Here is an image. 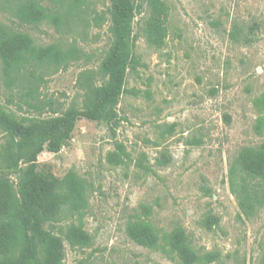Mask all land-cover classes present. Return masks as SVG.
Returning a JSON list of instances; mask_svg holds the SVG:
<instances>
[{"label": "rangeland", "instance_id": "1", "mask_svg": "<svg viewBox=\"0 0 264 264\" xmlns=\"http://www.w3.org/2000/svg\"><path fill=\"white\" fill-rule=\"evenodd\" d=\"M36 1L49 17L29 24L0 0V23L52 55L12 86L0 60V105L17 117L84 107L107 80L102 62L114 42L110 0ZM135 8L117 116L79 119L59 151L38 157L60 202L43 227L62 239L63 264H183L170 246L179 233L181 246L218 252L220 264H259L264 203L246 216L232 180L242 183L248 151L264 147V0H136ZM18 149L0 125L5 205L20 203L29 150L9 161ZM79 228L89 245L69 241ZM34 247L30 264H40L45 248Z\"/></svg>", "mask_w": 264, "mask_h": 264}, {"label": "trees", "instance_id": "2", "mask_svg": "<svg viewBox=\"0 0 264 264\" xmlns=\"http://www.w3.org/2000/svg\"><path fill=\"white\" fill-rule=\"evenodd\" d=\"M110 1L114 42L102 62V71L107 75V80L94 86L84 107H71L48 117H17L0 105V125L19 145L17 152L12 153L8 160L17 161L23 149L29 150L23 158L27 166L21 169L22 177L18 184L20 203L11 197L10 203L5 205L0 199V264L32 263L36 240L45 248V259L40 264H63L62 239L43 227L45 216L59 213V195L39 176L38 157L45 149L59 151L62 144L71 138L79 119L113 120L117 116V106L124 92L128 68L135 55L133 21L136 0ZM4 5L24 23L31 24L49 17L36 0H4ZM51 56L49 50L37 52L27 35L10 32L0 23V60L8 85H15L19 75L29 66L32 71H37L43 66L44 60ZM30 57L32 60L27 65ZM59 61L61 56L56 64ZM247 156L248 164L238 170L242 175V183L235 176L232 185L237 192L241 210L251 217L256 214L258 206L264 203V147L259 150L250 149ZM67 232L73 245L87 246L92 241L90 234L83 228L75 232L69 229ZM152 244L153 242L149 243ZM170 246L183 264H212L213 261L216 264L222 263L218 252L200 256L191 246L183 243L181 246V233ZM259 264H264V255Z\"/></svg>", "mask_w": 264, "mask_h": 264}]
</instances>
